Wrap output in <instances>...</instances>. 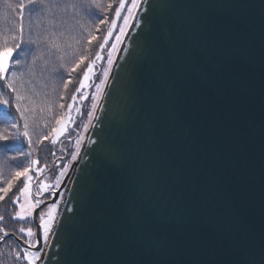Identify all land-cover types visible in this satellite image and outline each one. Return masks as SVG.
I'll return each mask as SVG.
<instances>
[{
  "label": "water",
  "instance_id": "1",
  "mask_svg": "<svg viewBox=\"0 0 264 264\" xmlns=\"http://www.w3.org/2000/svg\"><path fill=\"white\" fill-rule=\"evenodd\" d=\"M139 15L54 193L72 176L63 223L43 246L37 208L34 247L6 237L38 264H264V0H150Z\"/></svg>",
  "mask_w": 264,
  "mask_h": 264
},
{
  "label": "trees",
  "instance_id": "2",
  "mask_svg": "<svg viewBox=\"0 0 264 264\" xmlns=\"http://www.w3.org/2000/svg\"><path fill=\"white\" fill-rule=\"evenodd\" d=\"M120 1L36 0L38 6L31 12L25 8L24 38L36 43L25 46L22 64L14 69L15 81H0V99L12 105L9 110L0 108V137L9 138L0 140V188H8L9 181L12 183L7 193L0 192L3 197L0 200V240L5 233H11L27 242L20 229L25 230L28 223L16 216L24 176L16 179L15 173L26 167L30 171L43 168V173L51 168L58 151L50 133L70 109L68 106L74 95H81L77 89L88 64L97 66L98 59L96 62L94 59L111 29ZM28 2L0 0V41L7 38L9 46H13L11 37L15 35L19 40V6ZM6 83H12L16 91L8 90ZM17 95L20 100L16 99ZM12 124L17 127L13 128ZM25 132L27 137L23 135ZM32 161L38 163L32 164ZM15 237L0 241V264H28L30 253Z\"/></svg>",
  "mask_w": 264,
  "mask_h": 264
},
{
  "label": "rangeland",
  "instance_id": "3",
  "mask_svg": "<svg viewBox=\"0 0 264 264\" xmlns=\"http://www.w3.org/2000/svg\"><path fill=\"white\" fill-rule=\"evenodd\" d=\"M132 4L133 0H127L126 6L117 21L116 29L107 46L102 51V58L95 57V62L98 59L96 63L97 66H93L89 63L92 65V68L88 71L87 79H83V75L82 80L84 86L80 89L81 95H74L75 98L77 97V100H71L69 104L71 107L68 106L70 109L60 120L61 123L57 126V128L62 129V131L54 137L55 150L58 152L54 154V162L51 164V168L45 170L46 172L43 173V168L37 169L34 167L35 169L29 171L27 174V179L24 177L23 191L21 189L17 200V213H19V216H17V213L16 216L18 219L25 220L28 223V227L25 228L24 234L27 237V242L25 243L30 247L36 245V226L33 221L34 211L39 208L37 220L40 224L41 214H45L46 217L48 206L53 203L55 198L56 201L54 202H58L57 209L59 208L65 189L71 181L72 176L69 177L66 184L67 186L60 190L58 196L56 197V195H54V193L59 190L63 179L76 159H73V155L75 154L77 157L83 149L87 132L95 117L110 73L136 17L137 9L135 8L132 9V14H129V8H131ZM125 17L128 18L127 24H125ZM121 29H124V31ZM105 72H107V76H105ZM93 105H95V107H93ZM89 113L92 114L89 115ZM61 172L64 173L63 176H60ZM25 185H27V188ZM45 185L47 188L44 187ZM37 201H43V203L35 207ZM29 230H31V235H29ZM50 234L51 232L45 237L44 230L40 228V239L43 246L47 244ZM40 256L41 251L29 254L28 264H38Z\"/></svg>",
  "mask_w": 264,
  "mask_h": 264
},
{
  "label": "snow or ice",
  "instance_id": "4",
  "mask_svg": "<svg viewBox=\"0 0 264 264\" xmlns=\"http://www.w3.org/2000/svg\"><path fill=\"white\" fill-rule=\"evenodd\" d=\"M150 4V0H133V4L131 6V8H129V14H132V9L135 8L137 9V14H136V24H141L142 22V17L139 15V12H144L145 14L147 13V6H149ZM37 3L36 0H29V2L27 4L25 3H21L20 4V11H21V16H20V25H19V40L17 41V38L15 35H13L11 37V40L14 42L13 46H9L8 44V40L7 38L3 39L2 41H0V81H15V79L17 78V73L14 71V69H16L17 67H20L22 64L21 61V57L25 55V51H26V45L29 44H33L36 43V41L32 40V39H28L26 40L24 38V32H25V28H24V16H23V12L25 10V8H28V10L31 12L35 7H37ZM124 0H121V7L116 8V15L119 16L121 13V8L124 7ZM104 21H101V24H103ZM128 23V18L125 17V24ZM29 33H31L32 29H31V23L29 24ZM122 31H124V29H121ZM92 39H95V37H92ZM105 40H107V36H105ZM91 42V41H90ZM101 47H103V45H101ZM125 51L127 52V55L125 57L126 61H134L137 56L140 54V49L139 47L135 44V37L133 38V42H132V47L125 49ZM84 58L81 57V62H83ZM111 62V61H110ZM92 68V65L89 64L88 68L84 70V78L83 79H87L88 77V71ZM105 76H107V72H105ZM83 80H81V84L80 87L77 89V91H80V89L83 87ZM5 87L10 90L15 92L16 89L13 87L12 83H6ZM75 99V96L73 97ZM17 100H20L21 97L19 95H17L16 97ZM12 105L9 103L8 100L6 99H0V108H3L4 110H9L11 109ZM69 107H71V105H69ZM93 107H95V105H93ZM17 111H19V108L17 107ZM92 113H89V115H91ZM58 124L61 123V121H57ZM13 128L17 127L16 124H12L11 125ZM62 129L60 128H56L53 129V132L50 133V135L53 136V141L52 143L55 144V135L58 134L59 132H61ZM25 137L28 136V133L25 132L23 134ZM9 138L7 136H3L0 137V140L3 141H7ZM43 140H47L48 137H42ZM29 143H31V141H29ZM96 143V142H94ZM21 155H23V153H21ZM76 158V155H73V159ZM38 161H32V164H37ZM30 168H24L22 171H17L15 173V178L19 179L21 176H24L27 179V174L29 173ZM64 173L61 172L60 176H63ZM12 186L11 181H9V186L8 188H0V192H4L7 193L10 188ZM25 187L27 188V185H25ZM45 188H47V186H44ZM23 191V189H22ZM3 197L0 196V200H2ZM43 201H37V205H35V207H38L40 204H42ZM57 206H58V202H53L48 206V211L46 213V217L45 214H41L40 216V228H42L44 230L45 233V237H47V235L50 232H54L56 230V228L61 225L63 223V218H61L60 220H57L56 218V210H57ZM66 211L68 212H73L74 208L69 207ZM17 216H19V213H17ZM21 232L24 231V229H20ZM5 237L7 236V233L4 234ZM29 235H31V230H29Z\"/></svg>",
  "mask_w": 264,
  "mask_h": 264
},
{
  "label": "bare ground",
  "instance_id": "5",
  "mask_svg": "<svg viewBox=\"0 0 264 264\" xmlns=\"http://www.w3.org/2000/svg\"><path fill=\"white\" fill-rule=\"evenodd\" d=\"M66 190V189H65Z\"/></svg>",
  "mask_w": 264,
  "mask_h": 264
}]
</instances>
